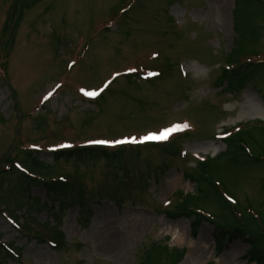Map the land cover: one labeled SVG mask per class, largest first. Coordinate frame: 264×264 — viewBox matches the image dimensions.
Wrapping results in <instances>:
<instances>
[{
	"label": "rangeland",
	"instance_id": "obj_1",
	"mask_svg": "<svg viewBox=\"0 0 264 264\" xmlns=\"http://www.w3.org/2000/svg\"><path fill=\"white\" fill-rule=\"evenodd\" d=\"M16 1L0 0V243L15 250L0 247V264H140L153 244L181 250L179 264H258L247 237L219 242L217 223L195 229L177 203L195 193L202 155L221 161V187L236 196L239 222L247 206L264 215V161L240 150L235 169L222 157L232 138H215L264 123V66L246 65L245 79L223 70L241 43L239 62L264 60V0L240 8L237 0H22L21 14ZM141 65L158 68L160 78L122 72ZM79 86L99 94L87 101ZM184 119L196 131L176 135L180 127L166 143H94L160 133ZM81 145L86 156L52 153ZM35 178H66L76 190L48 192ZM208 202L215 220L221 212Z\"/></svg>",
	"mask_w": 264,
	"mask_h": 264
},
{
	"label": "trees",
	"instance_id": "obj_2",
	"mask_svg": "<svg viewBox=\"0 0 264 264\" xmlns=\"http://www.w3.org/2000/svg\"><path fill=\"white\" fill-rule=\"evenodd\" d=\"M250 0H237L238 8H240L241 5L249 3ZM14 10H22L19 9L22 7H26V4L22 0H17L15 3ZM241 4V5H240ZM14 13H11L10 16H13ZM10 20V19H9ZM8 22V21H7ZM7 24V23H6ZM12 24V21H10V24L8 23L6 28H10ZM239 29V25L237 26ZM247 31V29L243 30ZM247 33V32H246ZM254 35V40L258 38L259 34L252 31ZM239 43V42H238ZM242 43L238 45L237 49L230 55L229 60H234L237 55L244 53V49L242 48ZM245 68H239L233 71H226L224 70V76L226 78H230L231 76H235L238 79L246 78L244 72L246 73ZM241 71V72H240ZM248 74V73H247ZM256 130H260L264 132V129H250L249 131H245L237 135L236 137L232 138V143H230L227 151L223 153V156H226L227 161L231 163V165L238 169L242 163L243 155L240 150H243L245 152V149L240 143L246 144L249 143L251 146H253L258 151L264 150V136H261L260 140L256 139V134L253 133ZM237 145V146H236ZM81 152V153H80ZM84 151L78 150L75 151V153H79L80 156H86V154L83 153ZM87 152V151H86ZM71 153V152H68ZM118 155L117 157H119ZM221 156L219 159L222 158ZM218 159V160H219ZM250 162L259 164V160H251ZM223 170V166L221 164V161L215 162V160H209L207 162H198L194 173L192 174L194 180L196 181V187H195V193H187L183 198L182 202L180 201L177 203V206H180V210L182 209L181 213L189 218L194 223V228L197 229L200 224L203 223L204 220L208 219L209 221L215 222L218 224V231H217V238L219 242L224 243L228 238L230 237H247V239L251 243V249L256 250L258 252V256H256L255 260L258 262V264H264V234L261 233V230L258 226V223L256 218H254L252 215L244 213L245 216L243 219L244 222H239V217L236 214L235 207H233L226 199H224L221 194L219 193V189L216 187L214 183V179L222 180L221 178V171ZM205 175H208L205 177ZM209 177H212L213 180H211L214 183V186L216 187V192L212 191V183L208 185L207 179ZM31 183L33 185H43L48 192H58V191H64L65 188H68L70 192H73L72 187H75L71 184L63 183L60 181L57 182H40L37 180H32ZM76 190V187H75ZM78 197V196H76ZM212 199L219 208L218 210L221 212L220 214L213 213L214 219H209L208 216L205 214H201L197 212V209L203 210L205 213H208V209H205L203 206L205 203H209L208 200ZM59 199V198H56ZM60 200V199H59ZM61 202V201H59ZM231 205V207H230ZM262 222L264 224V215L262 214ZM241 221V220H240ZM143 259L141 260L140 264H164L163 257L170 258L171 262L170 264H179L181 261V250H178L177 248H171L169 246H161L158 244H153L150 248H148L144 252Z\"/></svg>",
	"mask_w": 264,
	"mask_h": 264
},
{
	"label": "snow or ice",
	"instance_id": "obj_3",
	"mask_svg": "<svg viewBox=\"0 0 264 264\" xmlns=\"http://www.w3.org/2000/svg\"><path fill=\"white\" fill-rule=\"evenodd\" d=\"M105 87H107V85H105ZM101 91H103V89H101ZM86 94L89 95V96H96L99 93L93 91V92H87ZM180 127H181L180 125H176L173 128H166V129H164L163 131H161L158 134L157 133H149L148 135L142 137L141 139L142 140H164V139L168 138V135L171 132L179 129ZM184 127H187V125H184ZM126 142H129V140L125 139V140L114 141V142H111V141H94V143H100V144H108V143H117V144H119V143H126ZM130 142L135 143L136 142V137H132Z\"/></svg>",
	"mask_w": 264,
	"mask_h": 264
}]
</instances>
